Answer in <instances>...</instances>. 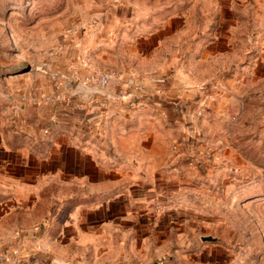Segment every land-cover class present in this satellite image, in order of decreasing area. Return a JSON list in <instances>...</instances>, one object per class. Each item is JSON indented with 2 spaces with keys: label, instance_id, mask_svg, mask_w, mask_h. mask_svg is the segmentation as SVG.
Here are the masks:
<instances>
[{
  "label": "rangeland",
  "instance_id": "rangeland-1",
  "mask_svg": "<svg viewBox=\"0 0 264 264\" xmlns=\"http://www.w3.org/2000/svg\"><path fill=\"white\" fill-rule=\"evenodd\" d=\"M225 15L241 26L238 34L257 38L264 30V0H0V108L10 92L42 89L49 77L68 90L75 86L72 67L89 72L86 59L99 68L108 63L130 70L140 62L139 78H151L159 90L172 75L191 77L184 94L159 98L172 110L163 118L113 130L152 134L162 154L158 162L173 173L169 186L148 202L153 228L142 236L152 235L142 264H264V79L235 90L222 77L201 78L195 56L198 34ZM141 36H153L152 50L138 52ZM189 45L190 58L183 54ZM208 61L212 70L214 54ZM110 115L89 112L91 131H78L101 142ZM157 200L162 209H156ZM3 208L0 264H50L53 249L37 237L39 221L16 225ZM180 216L188 221L179 222Z\"/></svg>",
  "mask_w": 264,
  "mask_h": 264
},
{
  "label": "crops",
  "instance_id": "crops-1",
  "mask_svg": "<svg viewBox=\"0 0 264 264\" xmlns=\"http://www.w3.org/2000/svg\"><path fill=\"white\" fill-rule=\"evenodd\" d=\"M220 18L225 20L204 27L194 44L198 45L199 74L203 72L199 76L222 77V81L231 82L228 87L246 90L264 79V30L257 38L238 34L235 29L241 26L233 15ZM141 38L144 40L135 45L138 52L152 50L153 36ZM193 48L189 45L183 54L191 56ZM211 54L215 60L212 70L208 67ZM190 63L187 60L185 64L188 70ZM107 65L106 69L121 72L122 81L98 89L115 96L121 88L136 98L138 90L125 89L124 81L132 78L143 86L146 96L138 99L140 105L128 99H107L111 115L104 122L105 139L101 142L86 134L87 128L91 131L93 127L88 117L92 110L88 99L75 91L78 83L72 79L69 82L75 86L68 90L61 88L58 78L49 77L42 89L10 92L0 108V207L7 208L2 213L11 215L10 221L16 225L34 218L39 221L37 237L49 240L53 264H142L152 235L142 236L153 228L148 223V202L173 181V173L167 172L163 161L158 162L162 154L155 150L152 134L144 131L122 136L113 130L124 122L147 127L158 116L163 118L172 110L159 103V98L184 94L191 77L172 75L159 90L152 86L151 78H139L136 65L131 70ZM46 96L52 99L46 100ZM79 127L86 132L78 131ZM126 142L133 146L125 148ZM143 143L147 144L144 148ZM177 219L188 221L185 216Z\"/></svg>",
  "mask_w": 264,
  "mask_h": 264
},
{
  "label": "built area",
  "instance_id": "built-area-1",
  "mask_svg": "<svg viewBox=\"0 0 264 264\" xmlns=\"http://www.w3.org/2000/svg\"><path fill=\"white\" fill-rule=\"evenodd\" d=\"M85 62V61H84ZM89 69V72L86 75L81 76L80 73L78 72V68L72 67L71 69H73L72 71V80L75 83L78 82H82L84 84H86L87 86H96L97 88H105L107 86H109L112 82L117 81V82H121L122 81V76L121 73L119 72H115L106 68H99L94 66V64H92V62L89 59H86V66ZM125 84V89L128 88H135L136 90L139 91L140 96H137L135 98V96L130 92V91H123L121 90V88L119 90H117L116 95L117 97H114L113 95H99V94H92L90 95V97L88 98V107L89 109H91L93 112L98 113L100 115H107L108 110H107V99L108 98H117V99H128L129 102L134 101L136 104L138 103L139 105L141 103L137 102L138 99L143 98L144 94H142V88L143 86H141L139 83H135V81L132 78H127L124 81ZM214 89H218L217 85H213ZM104 96V98L102 97ZM46 100H51L52 96H46L45 97ZM48 130L45 129L44 132H47ZM156 204V209L160 208L162 209V201L157 200L155 202Z\"/></svg>",
  "mask_w": 264,
  "mask_h": 264
},
{
  "label": "water",
  "instance_id": "water-1",
  "mask_svg": "<svg viewBox=\"0 0 264 264\" xmlns=\"http://www.w3.org/2000/svg\"><path fill=\"white\" fill-rule=\"evenodd\" d=\"M75 91L77 93H82V97L88 99L90 95L92 94H101V95H107L105 92L102 90L96 88V87H89L86 84L82 82H78ZM202 240H213L211 236H203ZM50 264H53L52 262Z\"/></svg>",
  "mask_w": 264,
  "mask_h": 264
}]
</instances>
